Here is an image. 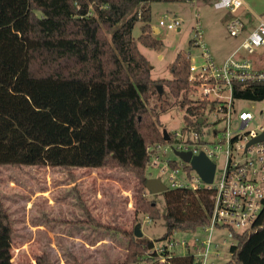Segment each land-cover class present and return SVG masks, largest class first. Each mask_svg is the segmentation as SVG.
<instances>
[{
	"label": "trees",
	"instance_id": "1",
	"mask_svg": "<svg viewBox=\"0 0 264 264\" xmlns=\"http://www.w3.org/2000/svg\"><path fill=\"white\" fill-rule=\"evenodd\" d=\"M154 1L160 0H0V167L129 171L139 180L137 217L163 218L166 231L157 240L127 233L124 263L202 264L191 246L164 261L151 252L156 241L175 232L206 227L214 207L210 189L170 188L160 193L163 212L145 186L147 147L164 141L165 87L175 104L187 107L185 121L196 123L193 116L200 112L187 98L190 52H178L172 79L155 80L140 50L139 44L164 47L151 25ZM138 22L141 33L135 38ZM235 96L262 101L264 82L236 85ZM0 221L12 235L2 200ZM233 238L227 264H264V206L253 228ZM42 257L43 264H56L49 255ZM73 258V264H87Z\"/></svg>",
	"mask_w": 264,
	"mask_h": 264
},
{
	"label": "rangeland",
	"instance_id": "2",
	"mask_svg": "<svg viewBox=\"0 0 264 264\" xmlns=\"http://www.w3.org/2000/svg\"><path fill=\"white\" fill-rule=\"evenodd\" d=\"M150 6L151 25L158 28L155 35L163 40L164 47L161 51L142 44L139 47L151 61L153 79H172L171 65L178 52H190L193 58L199 53L195 46L190 45L195 33V13L191 10L192 5L184 0L154 1ZM196 11L200 15L204 40L213 56L239 45V38L231 36L227 30L232 16L230 10L215 9L212 1L201 0ZM165 14L179 18L180 26L175 29L161 27L159 19ZM141 25L138 22L134 27L135 38L141 33ZM159 53L163 54L162 58H158ZM240 54L251 56L244 51ZM195 60L200 62L197 57ZM163 99L166 110L161 111V129H180L184 111L175 104L176 100L167 86ZM245 104V107L257 110L264 106V101ZM146 172L148 177H161L169 186L168 176L161 169L148 167ZM138 187L139 180L133 173L118 168L0 167V200L12 227L11 235L0 221V264H43L44 254L56 264H73V256L87 264H125L127 233L134 231L137 223H141L143 235L153 240L162 237L166 231L163 218L148 222L149 216L140 213L137 217ZM148 196L158 202L163 212L166 210L160 193L148 192ZM206 236L204 229H198L196 232L178 231L171 237L195 245L196 238L204 240ZM213 240L220 243V247L213 248L209 260L215 264H227L232 260L230 247L236 240L225 228L215 229ZM194 250L195 247L192 248ZM186 252L182 245L174 248L176 254ZM139 264H146V261Z\"/></svg>",
	"mask_w": 264,
	"mask_h": 264
},
{
	"label": "built area",
	"instance_id": "3",
	"mask_svg": "<svg viewBox=\"0 0 264 264\" xmlns=\"http://www.w3.org/2000/svg\"><path fill=\"white\" fill-rule=\"evenodd\" d=\"M184 1L196 6L201 0ZM243 5L244 0L213 2L215 9L231 12ZM193 11L196 25L191 40L199 50L195 58L200 62L196 63L190 53L187 98L200 112L193 116L196 123H189L185 121L187 107H182L183 126L167 130L169 139L148 145V167L159 168L167 174L168 189L212 190L214 207L210 223L203 228L207 233L204 240L196 238L195 245H191L187 240L170 238L164 243L155 242L151 252L160 254V261H164L176 246L182 245L187 250L191 246L195 247L194 254L202 264H215L209 260L213 248L220 247L213 240L215 229L225 228L230 237L252 229L264 206V140L255 141L264 133V106L249 109L244 105L253 100L235 96L236 85L264 82V63L253 58L257 52L264 51V22L249 30L241 17L231 16L227 30L240 39V44L228 58L218 62L204 40L200 15L196 8ZM87 14H93L91 8ZM180 24L179 18L169 14L159 19V25L168 29L178 28ZM242 51L251 56H242ZM179 153H190L191 157L203 153L208 157L216 165L213 181L205 182ZM147 219L152 222L151 218Z\"/></svg>",
	"mask_w": 264,
	"mask_h": 264
},
{
	"label": "water",
	"instance_id": "4",
	"mask_svg": "<svg viewBox=\"0 0 264 264\" xmlns=\"http://www.w3.org/2000/svg\"><path fill=\"white\" fill-rule=\"evenodd\" d=\"M162 89L163 87L160 85V92L162 91ZM163 135L165 140L169 139V134L166 129L163 130ZM261 140H264V133L255 139V141ZM179 154L185 161L191 163L192 167L196 170V172L202 177L205 182L211 183L213 181L216 165L203 153L193 157H191L190 153ZM145 186L147 191L151 194H159L168 190L167 185L162 181L161 177H149L146 180ZM134 231L137 237L143 236L141 224L138 225Z\"/></svg>",
	"mask_w": 264,
	"mask_h": 264
},
{
	"label": "crops",
	"instance_id": "5",
	"mask_svg": "<svg viewBox=\"0 0 264 264\" xmlns=\"http://www.w3.org/2000/svg\"><path fill=\"white\" fill-rule=\"evenodd\" d=\"M209 1H212V4H213L215 0H209ZM262 2H263L262 0H244L243 7H241L240 9L236 11H232V12L230 11L231 12L230 15L241 17L244 20L247 29L252 30L257 25H259L261 22H264V17H263L264 6L262 5ZM193 8H196V6L192 5L191 10H193ZM153 29H154V33H156L158 28H153ZM239 44H240V39H239ZM237 47L233 48L231 51L227 50L226 52L221 53V54L220 53H217L216 55L214 54L213 57L215 58L216 61L223 62L237 49ZM160 57L162 58L163 54L159 53L158 58ZM253 58L257 62L264 63V51L257 52L253 56ZM193 59L195 60V58Z\"/></svg>",
	"mask_w": 264,
	"mask_h": 264
}]
</instances>
